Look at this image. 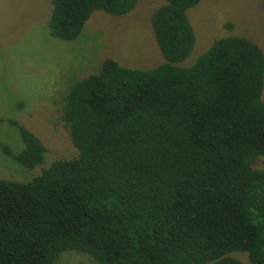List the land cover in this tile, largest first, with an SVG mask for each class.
<instances>
[{"label":"trees","instance_id":"16d2710c","mask_svg":"<svg viewBox=\"0 0 264 264\" xmlns=\"http://www.w3.org/2000/svg\"><path fill=\"white\" fill-rule=\"evenodd\" d=\"M137 1L50 0L49 33L76 39L94 11L121 16ZM198 1L152 11L163 62L105 58L69 87L59 111L74 157L43 164L45 143L8 121L22 147L3 151L42 166L27 182L0 178V264H52L66 250L98 264H243L234 252L264 264V169L253 166L264 155V53L231 35L182 65Z\"/></svg>","mask_w":264,"mask_h":264},{"label":"rangeland","instance_id":"374dc122","mask_svg":"<svg viewBox=\"0 0 264 264\" xmlns=\"http://www.w3.org/2000/svg\"><path fill=\"white\" fill-rule=\"evenodd\" d=\"M162 0H138L128 14L114 16L94 11L73 40L50 35V0H0V178L27 182L42 165L23 167L12 153L21 147L18 123L46 145L45 161L77 154L59 111L62 96L78 79L98 72L105 58L122 66L152 68L164 58L150 24ZM195 32L191 65L214 39L239 35L255 42L264 53L262 0H199L187 11ZM230 24L231 27L226 25ZM264 100V86L261 94ZM264 169V155L253 163ZM243 264H252L243 252H234ZM52 264H98L75 250L62 252Z\"/></svg>","mask_w":264,"mask_h":264}]
</instances>
